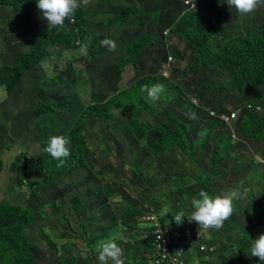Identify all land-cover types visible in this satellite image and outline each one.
Masks as SVG:
<instances>
[{"label": "rangeland", "instance_id": "obj_1", "mask_svg": "<svg viewBox=\"0 0 264 264\" xmlns=\"http://www.w3.org/2000/svg\"><path fill=\"white\" fill-rule=\"evenodd\" d=\"M1 4L7 10L0 17V264H94L104 222L106 240L124 237L127 264H166L156 262L152 245L145 247L143 214H154L161 228L173 225L178 237L193 232L201 264H254L251 242L264 234V110L244 114L233 138L201 106L253 97L264 105L263 77L251 88L236 86L228 68L216 62L226 49L237 68L264 66L262 15H241L226 0L210 15L202 2L190 8L184 0H91L82 6V19L75 14L49 28L38 8L32 11L36 0L17 5L24 23L11 4ZM122 8L125 18L118 14ZM166 28L182 39L169 37L170 67L163 64ZM57 30L70 41L50 45L45 59L43 45L22 58L33 33ZM103 39L114 40L116 50L100 46ZM77 41L89 43L87 56ZM187 45L194 57L181 63ZM160 64L168 71L173 66L174 74L163 76ZM146 84L164 86L154 103L140 91ZM37 108L44 111L37 114ZM52 136L70 140L62 167L44 151ZM214 157L217 174L204 185L201 160ZM244 162L247 188L232 184ZM201 189L213 197L234 189L247 195L233 201L219 230L205 231L188 220ZM180 211L185 218L177 225Z\"/></svg>", "mask_w": 264, "mask_h": 264}, {"label": "clouds", "instance_id": "obj_2", "mask_svg": "<svg viewBox=\"0 0 264 264\" xmlns=\"http://www.w3.org/2000/svg\"><path fill=\"white\" fill-rule=\"evenodd\" d=\"M90 2L91 0H36L37 5H32L31 8L32 11L36 7L38 8L40 13L42 14V17L47 21L49 28L56 26L62 27L64 25L65 20L73 18L77 11H82V14L77 13L82 19L84 15V9L82 8V6H87L90 4ZM201 2H202V8L208 15H210L208 13V8H211L214 12V10L219 9L217 7H214L215 4H217L216 6H222V0H201V1L184 0V6L194 8L197 7ZM260 2L261 0H226L228 7L235 8V10L241 15L250 14L255 10H257V7L260 5ZM211 3L212 5L210 6ZM13 7L15 8L16 13L20 14V12L18 11V7L17 6H13ZM6 10L7 8H5L3 4L0 3V17H3V12ZM16 20H17V16H16ZM4 22L5 21H0V26ZM80 24L82 25L81 22ZM57 32L65 33L66 31L63 32L61 30H57L55 33ZM35 35H39V33L32 34V36ZM162 36L164 37V39L167 40L166 46L164 47V52L168 53L164 55L163 64L166 67H170V65L174 63V58L173 61L168 63V57L169 55H172L171 51L169 50L170 49L169 44H171L172 41H169V37L170 38L175 37L176 42L182 41V39L173 35V33L170 31L169 28H166L164 30ZM9 40H13L12 44H14L17 41V37L16 38L12 37ZM59 43L61 42L49 40L47 43L42 44L44 50V52H42L44 53V59L47 56V51L49 46L52 44H59ZM76 43L79 46V53L81 54V56H87L89 43L81 42V41H77ZM6 45H7L6 43L2 45L3 48H5L4 49L5 53L3 54V56L5 58H9L8 54H11V52ZM31 46H32V41H31ZM100 46L105 47L109 52L115 51L117 47L116 42L112 39L101 40ZM15 50L16 49H13V51ZM30 51H31V47H30ZM189 55H191L193 59L194 55L191 46L187 45L186 49L182 52V56L177 60L183 63ZM159 69L161 70L164 69L161 64L159 65ZM175 73H177V70H175ZM167 74L169 75L174 74L173 66L169 69V71L167 70V68L162 71L163 76H167ZM140 91L146 93V99L148 100V102L154 103L159 99L160 94L164 92V86L161 84H153L151 86L146 84L141 86ZM253 99L254 100L252 99L244 100V104H243L244 109L241 110L240 114L244 110V114H247V112H255L258 115V112H262L264 110V105L262 104V102L259 101L258 99L255 100L254 97ZM249 103L253 104L252 108H246V105ZM229 106L231 107L232 105L230 104ZM186 115L188 114L186 113ZM194 117L195 114L192 113L190 118H194ZM239 119L234 123L233 129L229 128L226 125L227 129L231 132L233 138H237L238 132L235 130V126L238 124ZM69 144H70V140L65 136H52L49 138L47 145L44 148V151L50 154V156L54 160L59 162L57 164V167H62L63 164L65 163L66 158L71 155L70 148L68 147ZM246 195H247L246 190L239 191L234 189L225 194H217L213 197L207 191L201 189L198 194V198L194 197L191 200L192 211L190 214V219L188 220L196 222L199 228H202L205 231H208L209 229L219 230L223 226L224 222L228 220L233 213L234 210L233 201L237 199H244ZM145 217L146 215L143 214L142 220L145 222V225L147 227L152 228V230L148 231V234L150 237V245H152L154 249L156 236L153 231V226L149 222L145 221ZM184 218H185V213L183 211H180L176 215H174V220L177 225L181 224ZM164 225H166V228L171 232L172 238L177 240L180 246L183 248V257L186 261V264H201L199 259L196 257V253L194 252V249L199 247V241L195 236V234L189 230L185 233L183 232L182 235L178 237L175 235L173 231V225L170 226L167 223H165ZM255 226L256 224H254L252 227L250 225V228L253 230L255 229ZM187 234L191 235L190 239H186ZM97 252H98V260L100 264H109V261H111V264H124V260L122 259V249L115 242L114 238L101 241L97 246ZM250 256L254 258L256 257L258 262L260 261L259 264H264V234H261L258 238L254 240L252 239L250 246Z\"/></svg>", "mask_w": 264, "mask_h": 264}, {"label": "trees", "instance_id": "obj_3", "mask_svg": "<svg viewBox=\"0 0 264 264\" xmlns=\"http://www.w3.org/2000/svg\"><path fill=\"white\" fill-rule=\"evenodd\" d=\"M23 1H27V0H20L19 2L17 1H6V0H0V3H9L13 6H17L20 2H23ZM256 11H258L261 15H262V18H260V21L263 23L264 22V5H261ZM77 13H80L82 14V11H77ZM29 14V12H28ZM118 14L121 18H125L128 16V13L126 12V10L124 8L122 9H119L118 10ZM254 15L258 18V13L257 12H254ZM16 16H17V20L19 23H24V22H27L28 19H22V15L20 14H17L16 13ZM198 16H202V14H199ZM207 20L205 17L201 20V22L199 23L201 26L200 28L203 29L204 25L203 22ZM164 31H162V34H163ZM49 40H54V41H57V42H69L70 41V36L69 34H65V33H62V32H57V33H46V32H43L39 35H35V36H32L31 37V41H32V46H31V51L27 54V55H22V58L23 59H27L29 58L30 56H32V51H34L38 45H42L44 43H47ZM42 52H44L43 49H41ZM225 51L226 49L221 52V54H219V56L216 57V62H219L220 64L226 66L228 68V70L230 71V73L232 74V77L234 79V83L236 86H242L243 88H251L253 86L256 85V83H259L257 81H254L256 80V78H260V77H263L264 78V66L260 67L258 70H247V69H242V68H237L236 66L232 65L231 63V56L228 55V54H225ZM214 55V53H213ZM16 66V65H15ZM21 70H19L20 72ZM263 84H264V81H262ZM230 103L232 106L234 107H238L240 105H243L244 104V101H235V102H228ZM97 103H94L93 105H95ZM199 104H202V101L201 103L199 102ZM204 106L202 105L201 107L204 108L207 116L212 119V120H216L218 121L219 123H221L224 127H225V130H228L227 127H226V124L225 122L220 119L219 117L217 116H212L210 115L209 113V109H214L216 110L217 112H230L228 109H227V106L226 104H222V105H217L216 103L212 102V101H204ZM44 110L42 108H37V114H41ZM244 115V110L242 111V113L240 114V119L238 121V124L236 127H239L240 126V121L242 120V117ZM230 132V131H229ZM231 134V132H230ZM203 166H204V169H205V174H204V178L202 177V183L204 185H206L208 182L212 181L213 180V174H217V169H216V162H215V157L212 158V159H207L206 161H203ZM246 162L238 165V169L239 171L238 172H235V176L232 177V184H238V185H241V184H244L243 181H241L238 177V173L241 171V170H244L245 166H246ZM244 187L247 188L248 187V184L245 183L244 184ZM194 194V190L191 188V195ZM163 222L164 219H162ZM148 231L152 230V228L150 227H147ZM127 243H131V241H127ZM150 245V237H148V241H147V244H146V248L149 247ZM152 256V255H151ZM22 257V253L20 255H18V258ZM21 264H27V262L25 260H21L20 261ZM151 264V263H150Z\"/></svg>", "mask_w": 264, "mask_h": 264}, {"label": "built area", "instance_id": "obj_4", "mask_svg": "<svg viewBox=\"0 0 264 264\" xmlns=\"http://www.w3.org/2000/svg\"><path fill=\"white\" fill-rule=\"evenodd\" d=\"M174 56L169 55L168 63L173 61ZM197 102V100H194ZM253 104L249 103L246 105V108H252ZM227 109L230 112H217L214 109H209V113L212 116H217L222 119L225 124L233 129L234 123L239 119L240 112L244 109V105L238 107L229 106ZM235 136V134H234ZM157 217L153 216L145 217V221L149 222L153 226V231L155 233V247L153 249V257L157 263L165 262L166 264H186V261L183 257V248L180 246L179 242L172 238L171 232L164 227H159V223L155 224ZM191 235L187 234L186 239H190Z\"/></svg>", "mask_w": 264, "mask_h": 264}, {"label": "crops", "instance_id": "obj_5", "mask_svg": "<svg viewBox=\"0 0 264 264\" xmlns=\"http://www.w3.org/2000/svg\"><path fill=\"white\" fill-rule=\"evenodd\" d=\"M211 5H212V3L210 4V6H211ZM210 6H209V7H210ZM260 6H261V5H259V6L257 7V9H258ZM206 7H207V5H206ZM208 13H209V14H212V13H213V10H212L211 8H208ZM250 160L253 161V158L251 157ZM215 174H216V173H215ZM215 174H213V176H214ZM213 176H212V177H213ZM238 177H239L240 180H242V179L246 178L247 176H246V174L239 172V173H238ZM191 188L193 189V186H191ZM222 194H224V193H222ZM253 203H255V207L257 208V207H258V202H257L256 200H253ZM253 203H252V205H253ZM113 213H114L115 215H117V212L113 211ZM75 226H76V225H75ZM90 226H91V228H92V231L94 232L93 225H90ZM107 226H109V224L106 223V222H104V223L99 227V229L97 230V232H98V233H97L98 236H99V235H102V236H103V237H102V241L106 240V235H105V234H106V227H107ZM75 234H76V233H74V232L70 233V235H71L70 238L74 237ZM92 234H93V233H92ZM70 241H71V240H70ZM115 242H116V243L118 244V246L122 249V248L124 247V244H125V239H124V237H121V238L115 240ZM94 251H95V250H94ZM95 254H96V259H97L98 262H95L93 256H92L91 262L94 263V264H95V263H96V264H100V262H99V260H98V253H95ZM122 259L124 260V264H127V263H128V256H127V255H125V254L122 253ZM254 262H255V264H259V262H258V260H257L256 257L254 258ZM109 264H111V261H109Z\"/></svg>", "mask_w": 264, "mask_h": 264}]
</instances>
